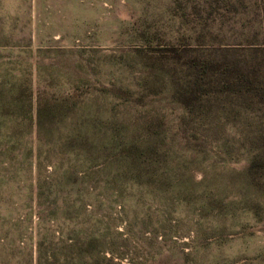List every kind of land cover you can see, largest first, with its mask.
Listing matches in <instances>:
<instances>
[{
    "label": "rangeland",
    "instance_id": "1",
    "mask_svg": "<svg viewBox=\"0 0 264 264\" xmlns=\"http://www.w3.org/2000/svg\"><path fill=\"white\" fill-rule=\"evenodd\" d=\"M0 264H264V0H0Z\"/></svg>",
    "mask_w": 264,
    "mask_h": 264
}]
</instances>
